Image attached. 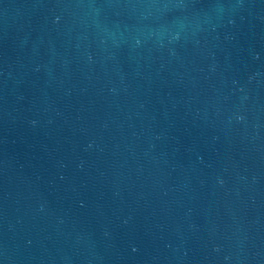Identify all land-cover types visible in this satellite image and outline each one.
Masks as SVG:
<instances>
[{
    "label": "water",
    "instance_id": "1",
    "mask_svg": "<svg viewBox=\"0 0 264 264\" xmlns=\"http://www.w3.org/2000/svg\"><path fill=\"white\" fill-rule=\"evenodd\" d=\"M0 264H264V0H0Z\"/></svg>",
    "mask_w": 264,
    "mask_h": 264
}]
</instances>
